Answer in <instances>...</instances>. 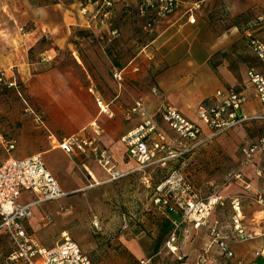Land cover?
Here are the masks:
<instances>
[{
    "label": "rangeland",
    "instance_id": "rangeland-1",
    "mask_svg": "<svg viewBox=\"0 0 264 264\" xmlns=\"http://www.w3.org/2000/svg\"><path fill=\"white\" fill-rule=\"evenodd\" d=\"M1 1L0 9L7 4ZM53 1L61 2L46 0L47 3ZM80 1L84 3L87 0ZM110 1L111 5L104 8L108 11V26L120 30L119 35L109 41L108 34H96L79 23L68 21L62 31L55 29L53 38L43 36L34 45H21L22 34L17 32L13 35L11 32L12 35H6L0 27V70L12 67L22 94L0 86V163L11 157H23L18 152L27 156L41 155L49 165L61 167L57 174L60 182L67 180V186L74 185L73 178L66 179L72 175L71 170L67 172L65 167L69 163L72 171L83 179V183L76 186L80 190L64 200V208L57 209L54 208L56 205H51V223L44 227L35 221V237L41 244L51 247L67 232L80 244L93 264H177L180 260L176 255L163 248L167 232V218L163 213L166 212L153 205L152 200V205L149 203L155 186L178 173L191 185L200 200L217 199L205 225L194 228L184 222L179 226L178 254H184L181 261L192 263L199 253H205L216 259V264H238V261L241 264H264L260 258L254 263V252L264 248V162L255 154L244 164L241 152L242 145L247 141H256L264 132V126L240 123L228 135L223 132L212 139L211 144L199 145L177 156L188 145L183 147L182 143L179 144L175 134L161 121L152 105L157 97L150 93L152 87L156 88L158 96L163 93L159 77L166 72L175 73L172 90L188 80L189 83L194 82L196 72L188 63L193 57V45L189 43H195L198 38H217L221 39L219 45H237L218 50L212 56L218 60L210 59L208 62V74L215 78L216 64L228 59V68L240 79L243 63L248 60L241 59L242 54L246 55V44L240 33L254 14L264 13V5L251 0H205L200 16L203 20L198 24L178 26L175 23L169 26V22H164L161 31L156 28L149 32L142 27L144 21L138 15L137 0ZM53 12L61 11L59 8ZM8 19L13 21V18ZM33 27L34 23L26 20L21 32L31 31ZM5 37L10 40H5ZM227 39L231 42L226 43ZM139 52L140 71L128 77L124 85L122 82L121 95L111 104L113 113L108 111V123H103L105 133L102 143L109 148L114 141H118L122 151L125 147L121 142L123 135L119 137V133H123L126 122L132 118V115L126 117V111L134 100L146 99L150 105L149 115L154 117L159 129L167 136L168 153L160 154L167 158L139 168L137 164L131 165L133 159L123 153L122 159L130 161V168H117L121 172H131L100 185L91 183L85 178L91 177L80 158L73 161L60 150L49 151L50 133L61 140L79 132L94 120L98 111L96 101L89 92L90 82L94 81L106 100L112 99L114 89L119 90L110 77L112 67H120ZM195 59L201 62L202 57ZM206 81L209 83L211 80ZM211 89L209 85L207 90ZM194 93L198 97L199 93ZM33 111L42 115L43 124L33 120ZM227 138L236 143L231 150L223 145ZM11 142L14 149L9 150ZM89 160V164L93 168L95 166L96 173L93 172L98 181L107 180L108 174L95 159ZM257 170L261 171V175H257ZM236 199L243 214L242 225L253 234L247 240L239 241L232 237L231 201ZM214 220L219 222L221 234L230 238L228 245L235 257L226 258L219 254L217 246L212 243L208 222ZM134 244L143 252L139 258L131 250ZM2 245L0 243V247ZM246 250L248 256L242 258L238 255L246 253Z\"/></svg>",
    "mask_w": 264,
    "mask_h": 264
},
{
    "label": "built area",
    "instance_id": "built-area-1",
    "mask_svg": "<svg viewBox=\"0 0 264 264\" xmlns=\"http://www.w3.org/2000/svg\"><path fill=\"white\" fill-rule=\"evenodd\" d=\"M205 0H193L184 9V16L189 24L195 22V11L203 5ZM111 5L110 0H104V6ZM182 5L181 0H137V12L143 19V29L149 31L162 18L174 13ZM98 12V11H97ZM95 13V17L97 15ZM255 18L253 23L256 24ZM250 29V27H249ZM119 35L117 28L110 29L108 41ZM247 45L254 57L264 66V40L246 34ZM128 66L132 71L138 70V64L129 61ZM126 67H112L110 74L112 79L121 89L124 80ZM246 78L251 86L254 99L260 105L262 111L258 114H246L242 111L241 105L245 100L243 93L236 91L233 87H226L215 92V100L208 104H200L197 107V122L188 120L175 108L167 106L160 113V119L175 134L179 144H187L188 147L179 151L182 155L185 151L199 145L209 143L216 136L226 132L240 123H247L253 120L264 122V70L249 67L246 70ZM0 86L5 88H18V83L14 78H8L5 70H0ZM89 91L94 94L96 104L100 113H108V105L98 94L94 87ZM127 118L130 115H137L140 122L132 130L121 137V142L139 168H144L153 164L156 160H163L166 157L160 154L168 153V142L165 132L159 129L154 117L150 116L142 101L136 100L127 109ZM33 120L38 124H43L42 115L33 111ZM93 135L72 134L56 142L57 146L69 157L80 158V162L91 178H94L92 171L88 167L87 160L94 158L98 165L108 174L106 181H112L131 172H121L111 158L108 150L101 147L98 137L101 129L93 124ZM205 128V131H204ZM14 143L8 145V149H13ZM256 151H264V134L259 139L242 148L244 164L248 163ZM172 156V155H171ZM158 158V159H157ZM169 158V157H168ZM257 175L261 171L257 170ZM171 177V178H170ZM169 178L159 182L151 197L152 204L166 213H176L180 220L174 222L168 231L163 248L168 253L176 255L181 261L182 256L178 254L177 231L182 223H188L197 228L205 225L210 210L217 199L200 200L190 184L182 175H170ZM148 182V180H147ZM149 186V184H148ZM23 191H30L36 198L29 203L19 201ZM68 196L64 192L55 175L47 168L41 155H33L25 158H8L0 164V230H4L8 235L10 247L7 251L0 250V264H93L91 258L81 248L80 244L74 240L67 232L62 234L59 242L51 247L41 244L35 236L28 232L25 222L33 216V207L43 203L60 201ZM231 208V231L234 240H247L253 237L242 225L243 214L239 201L232 200ZM50 214L42 215L41 224L47 225L52 222ZM209 233L212 236V243L217 246L219 254L226 258L233 257V252L229 247V237L222 235L219 222L214 220L208 222ZM97 225V224H96ZM264 237V233H262ZM256 258L264 261V248L254 252ZM206 257L202 254L194 264H203Z\"/></svg>",
    "mask_w": 264,
    "mask_h": 264
},
{
    "label": "crops",
    "instance_id": "crops-1",
    "mask_svg": "<svg viewBox=\"0 0 264 264\" xmlns=\"http://www.w3.org/2000/svg\"><path fill=\"white\" fill-rule=\"evenodd\" d=\"M4 1L7 4L1 6L2 9H0V27H1L2 31H5L6 35H12L11 32L13 33V35L16 34L17 32L19 34H22L21 35V43H20L21 45H34L43 36L48 37L50 35L51 38H53V32H55V29L57 28L60 31H62L64 29V24L68 21L79 23L81 26H83L84 29H90V30L96 32V34H98V33L108 34L110 29L117 28V27L111 28L108 26V11L104 9V8H106L104 6V0H87L84 3L80 0H69V1L60 0L61 2H54L53 1L50 3H47L46 0H4ZM181 1H182V5L180 6V8H178L174 13L162 18L158 23H156L153 26V28L151 30H149V32H153L156 28H159V31H161L162 27H163L162 24L164 22H169V26H173V25H175V23H178V26H182L183 24H189V23H187L186 17L184 16L183 12H184V9L188 6V4L191 1L190 2L186 1V0H181ZM251 1L258 2L261 5H264V0H251ZM1 2L2 1L0 0V3ZM35 2H36V4H35ZM9 4L11 5L12 8H10ZM59 8L61 11L60 13H54L53 12V10L59 9ZM201 10H202V6H200L194 13L195 22L193 24H189V25L198 24L200 21L203 20L200 17V16H202ZM96 12H97V15L95 17L94 15ZM258 17H259V20H256L257 23L254 24L253 20L255 18H258ZM8 18H13V21H9ZM26 20L30 21L31 23L33 22L34 27L32 28L31 31H26V32L22 33L21 31L24 29V24H25ZM249 27H250V29H249ZM69 29H71V28H69ZM117 29H118V31L120 30L119 28H117ZM247 32L251 33L254 36H257L258 38H260L262 40H264V13L259 12V13L254 14L253 18L250 19L249 21H247L246 24L244 25V27L241 30L240 35L245 38ZM10 37H12V36H10ZM5 40L8 41V40H10V38L7 39L5 37ZM220 40L221 39H217V38H214L212 40L211 39L206 40L205 38H198L195 43L193 41H191L189 43L190 46L193 45V57L190 59V61L188 63L191 66H193L192 69H195V72H196L195 73L196 78H195V80H193L194 81L193 83H189V80H188L187 83H182L181 85H178L177 87H175V89H173L174 90L173 91L171 88V86H172L171 82L175 81V79H174L175 73L171 72L173 74L172 75V74H169V72H166L162 76L159 77V87H161V89H163V93L160 96H158L155 87H152L151 92H150L151 95L154 94L157 97L156 101H154L152 104L155 108L156 113H160L164 108H166L167 106H170V107L175 108L181 115H183L188 120H191L193 122H197L198 121L197 115H196L197 107L200 104H208L210 102H213L215 100V92L217 90H223L229 86L233 87L236 91L244 94L245 100L241 105L243 112H245L246 114H258L262 111L260 103L256 99H254V97L252 95L251 86L248 83L247 78H246V70L252 66V67H255L256 69L262 71V70H264V66H262V64L252 54V52L249 48V45H247V39L246 38H245V40L243 39L245 44H246L245 45L246 49L244 51L246 55L242 54L241 59L244 58V60H245L246 58H248V60H245L246 62L243 63L245 69L242 68V70L240 71V75H241L240 79H238L237 76H234L232 71L228 68V59H222V60H220V62H218V64H216L217 65L216 66L217 67V74L215 75V78L208 74V62H210V59H212L215 62L218 60L217 57H212L218 50L228 49L231 46H234V47L237 46V45H219ZM228 40L229 39H227L225 42L226 43L231 42V40H229V41ZM3 43H4V41L2 40L1 44L3 45ZM198 56L202 57L201 62H198L195 59ZM131 60L138 64V70L137 71H132L130 69V66H128V63ZM139 60H141L140 59V52L131 56L126 61L127 63L125 62L123 65H121L119 67V68L126 67L125 73H124L123 85L125 83V80L128 77H131L134 72L140 71V66H139L140 61ZM2 70H5L8 78L16 79L17 83L19 84V79L16 76L15 71L12 69V67L4 68ZM110 77H111V74H110ZM206 79L211 80V81L208 83L206 81ZM111 80L113 81V83L115 85V81L112 79V77H111ZM90 83H91L90 87H94V90L98 94L101 95V97L103 98V101L108 105V111L110 113H113V109L111 107V104L113 101H117L119 99V97L121 95V89H119V88H118L119 90L114 89L115 93L113 95V98L110 100H106L103 97L100 89L94 83V81H91ZM209 85H211V87H212L211 91L207 90ZM19 88H21V86L20 87L18 86V88H10V91H16V92H18L19 95H22L21 89H19ZM194 91H196L197 94L199 93L200 96H203V98L199 99L198 98L199 95H197L198 97H196ZM203 93L206 94V96H204ZM90 94L94 98V94H92L91 92H90ZM136 100L142 101L144 107L149 112L150 105H148V100L141 99V98H138ZM136 100H134V101H136ZM94 101H95V98H94ZM163 103H166V105ZM95 105L97 107V111H98L97 115L98 116L94 120H92L88 125L81 128L79 132L73 133V134L80 133L83 135L92 136L94 133L92 126L95 123L96 126L100 127L101 133H102L100 135V137H98L99 145L108 150L109 154L111 155L112 160L114 161L115 165L120 170H128L130 168L128 166L129 165L128 163L130 161L124 162L122 159L123 153L126 154V156H128L126 149L123 148V150L121 151V145L118 143V141H114L111 145H109V148L103 145L102 137H103V134L105 133V126H103V123H105V124L108 123V116H107L108 114L100 113L96 102H95ZM148 106H149V108H148ZM189 109L191 110L192 115L189 114L190 113ZM139 121H140V119L137 115H132L131 120L126 122V126L122 130L123 133L122 134L119 133V137L126 134L127 132L132 130L134 127H136L137 124L139 123ZM250 122H251V125L253 127H258L260 125L264 126V122H262L260 120H253ZM231 130H234V127L232 129L226 131V133H227L226 135H228ZM204 131H205V128H204ZM166 132H168V131H166ZM262 134H264V132H262L257 137L256 141L259 139V137ZM218 136H216V137H218ZM115 137H117V136H115ZM59 139L60 138L58 136H56L54 133H50V139H49V141H50L49 142L50 143V150L49 151L50 152L53 150H60L62 153H64L56 144V142L60 141ZM256 141H250V142L247 141L245 143V145H242L241 152H242L243 147H248L249 145H251L252 143H255ZM212 142H213V140H211L209 143L211 144ZM235 144L236 143L233 140H231V138H227V140H225L223 143L224 147L228 148L229 150L234 148ZM18 153H19V156H23V157H17V158L29 157L24 152H18ZM255 154H258L260 157V160H262V162H264V151H256L254 153V155ZM13 158H15V157H13ZM71 159L73 161L77 160V158H74V159L71 158ZM44 161H45V159H44ZM89 161L90 160H87L88 167L89 168L91 167L90 170L92 171L94 178L89 179L86 176H85V178L88 181H90L91 183L95 182V184H97V185H100L102 183H106L107 181L105 179L98 181L96 174H95L96 173L95 166L93 168L89 164L90 163ZM45 163H46L47 168L57 178V174H59L61 167L53 166L51 164L49 165L46 161H45ZM134 164H136L135 161L134 160L131 161V165H134ZM65 167L67 169V172H69V169H70L71 173H72V175H70V177H67L66 179L73 178L74 185L73 186H67V180H61V182H62L61 183L59 181V179L57 178L61 189L64 192H67L68 196H66L65 198H62L60 201L47 202V203H43L41 205H36L33 207V216L25 222L26 229L33 236H35L33 233L34 224L37 222L39 225H42L40 222L42 215H44L45 213L50 214L51 205L52 206L56 205L57 207H54V208H57V209L64 208V206H63L64 200L68 199L70 197V195H72L73 193H76L77 191L80 190V188L76 187V186H78L80 183H83V179L77 173L72 171L73 169H72V165L70 163H69V165H67ZM92 168H93V170H92ZM96 168H98V167H96ZM99 170H100V172H102L100 168H99ZM103 174H105V173H103ZM35 198H36V195L33 192L23 191L21 196H20L19 201L21 203H29ZM149 204H151V197H150V203ZM163 214H165V217L167 218L165 224L169 225V228L167 229V232H166V235H167L168 231L173 226V223L178 222L180 220V217L176 213H163ZM47 225H45V226L42 225V226L46 227ZM166 235H165V237H166ZM4 238H7V240H5ZM0 243L3 244L0 247V248H2L0 250L7 251L9 249V247H10L9 238H8V235L6 234V232L4 230H0ZM177 243L179 245L178 239H177ZM131 250H132L134 256H136L137 258H139L140 256L143 255L142 250L135 244L131 247ZM202 254L207 259L206 262L203 264H216V259H211L205 253H199L195 257V259L192 263H187V262H184V260H182V261L177 262V264H194L195 262H197L198 258ZM238 255L240 257L244 258V257L248 256V251L246 250V253H244V252L241 254L238 253ZM181 256H184V254L182 253ZM256 259H258V258H255L254 263H255ZM238 264H241L240 261H238Z\"/></svg>",
    "mask_w": 264,
    "mask_h": 264
},
{
    "label": "trees",
    "instance_id": "trees-1",
    "mask_svg": "<svg viewBox=\"0 0 264 264\" xmlns=\"http://www.w3.org/2000/svg\"><path fill=\"white\" fill-rule=\"evenodd\" d=\"M169 228V225L168 224H166V229H168Z\"/></svg>",
    "mask_w": 264,
    "mask_h": 264
}]
</instances>
